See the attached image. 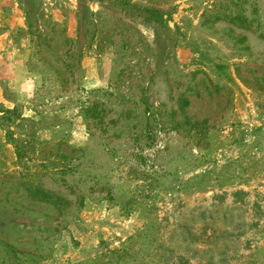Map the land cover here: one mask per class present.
I'll use <instances>...</instances> for the list:
<instances>
[{
	"label": "rangeland",
	"instance_id": "1",
	"mask_svg": "<svg viewBox=\"0 0 264 264\" xmlns=\"http://www.w3.org/2000/svg\"><path fill=\"white\" fill-rule=\"evenodd\" d=\"M0 264H264V0H0Z\"/></svg>",
	"mask_w": 264,
	"mask_h": 264
},
{
	"label": "trees",
	"instance_id": "2",
	"mask_svg": "<svg viewBox=\"0 0 264 264\" xmlns=\"http://www.w3.org/2000/svg\"><path fill=\"white\" fill-rule=\"evenodd\" d=\"M6 112L12 113L13 111H11L10 109H7ZM38 194H40V196H41L40 197L41 199H39L41 201H46L50 195L48 191H40Z\"/></svg>",
	"mask_w": 264,
	"mask_h": 264
}]
</instances>
